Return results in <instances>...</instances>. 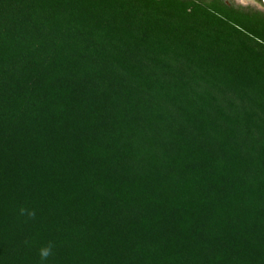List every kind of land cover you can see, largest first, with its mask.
I'll list each match as a JSON object with an SVG mask.
<instances>
[{
	"label": "trees",
	"instance_id": "obj_1",
	"mask_svg": "<svg viewBox=\"0 0 264 264\" xmlns=\"http://www.w3.org/2000/svg\"><path fill=\"white\" fill-rule=\"evenodd\" d=\"M0 264H264V14L0 0Z\"/></svg>",
	"mask_w": 264,
	"mask_h": 264
},
{
	"label": "flooded vegetation",
	"instance_id": "obj_2",
	"mask_svg": "<svg viewBox=\"0 0 264 264\" xmlns=\"http://www.w3.org/2000/svg\"><path fill=\"white\" fill-rule=\"evenodd\" d=\"M227 6H232L238 10L259 12L264 14V0H222Z\"/></svg>",
	"mask_w": 264,
	"mask_h": 264
},
{
	"label": "clouds",
	"instance_id": "obj_3",
	"mask_svg": "<svg viewBox=\"0 0 264 264\" xmlns=\"http://www.w3.org/2000/svg\"><path fill=\"white\" fill-rule=\"evenodd\" d=\"M39 255H40V258H41L42 262L47 261L48 258L52 255V246L49 245L47 247L41 248L40 252H39Z\"/></svg>",
	"mask_w": 264,
	"mask_h": 264
},
{
	"label": "rangeland",
	"instance_id": "obj_4",
	"mask_svg": "<svg viewBox=\"0 0 264 264\" xmlns=\"http://www.w3.org/2000/svg\"><path fill=\"white\" fill-rule=\"evenodd\" d=\"M228 1H231V0H228Z\"/></svg>",
	"mask_w": 264,
	"mask_h": 264
}]
</instances>
